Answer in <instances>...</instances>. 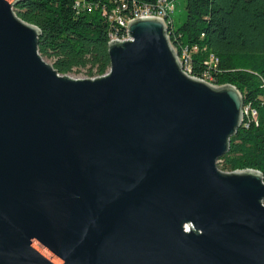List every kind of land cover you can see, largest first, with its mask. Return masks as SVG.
Returning a JSON list of instances; mask_svg holds the SVG:
<instances>
[{"label":"water","instance_id":"obj_1","mask_svg":"<svg viewBox=\"0 0 264 264\" xmlns=\"http://www.w3.org/2000/svg\"><path fill=\"white\" fill-rule=\"evenodd\" d=\"M0 0V264H264L260 171L217 161L243 97L182 70L165 22L61 75Z\"/></svg>","mask_w":264,"mask_h":264},{"label":"trees","instance_id":"obj_2","mask_svg":"<svg viewBox=\"0 0 264 264\" xmlns=\"http://www.w3.org/2000/svg\"><path fill=\"white\" fill-rule=\"evenodd\" d=\"M78 1L83 6L77 7ZM154 2L18 0L13 10L40 29L38 52L51 59L59 74L83 69L95 78L109 70L112 36H126L111 15L126 17L134 6ZM168 19L167 35L178 53L188 51L192 76L207 73L213 85L235 86L243 97V111H256L257 118L245 114L230 137L227 152L219 158L221 169H255L264 180V0H185L180 26L174 27L170 14Z\"/></svg>","mask_w":264,"mask_h":264},{"label":"built area","instance_id":"obj_3","mask_svg":"<svg viewBox=\"0 0 264 264\" xmlns=\"http://www.w3.org/2000/svg\"><path fill=\"white\" fill-rule=\"evenodd\" d=\"M80 6H83V5H80V2L78 1V6L77 7H80ZM90 7L88 6V9ZM132 15H140V16H155V17H159L161 18L165 23H166V14L164 13V11H162V0H155V2L153 4H148V5H141V6H134L131 10H130V13L129 15H127L126 17H122L118 14H113L111 15V18H113L117 24L121 27L124 28L125 30V34H127V30L125 28V25L127 24V20L132 17ZM113 38L119 40V41H123V37L122 38H118V37H115V36H112V40ZM175 48V47H174ZM183 53H184V57L186 58V69H185V72H187V74H191L192 75V72H191V67H190V57H189V53L187 50H182ZM213 60V58H211V61ZM196 78H201V79H204L205 81L207 82H210L208 80V76H207V73H205L202 77H197L195 76ZM248 115L250 114L251 117L255 120L257 118V114H256V111L251 109L250 108V111H243V108H242V122L241 124L243 123V119H244V115Z\"/></svg>","mask_w":264,"mask_h":264},{"label":"rangeland","instance_id":"obj_4","mask_svg":"<svg viewBox=\"0 0 264 264\" xmlns=\"http://www.w3.org/2000/svg\"><path fill=\"white\" fill-rule=\"evenodd\" d=\"M172 6H173L172 10H170V12H169L170 13V17H171V19L173 21L174 27H178L182 23V21L184 19V16H185V0H175V2H173ZM42 58L47 63L52 65L51 59H49L47 57H42ZM66 76L74 78V79L93 78V77L87 76V74L85 73V70H83V69L79 70V71H72V72L66 74ZM216 164H217V167L221 171H224V172L226 171V170L221 169L222 166H221V161L220 160H218ZM226 172H228V171H226Z\"/></svg>","mask_w":264,"mask_h":264},{"label":"bare ground","instance_id":"obj_5","mask_svg":"<svg viewBox=\"0 0 264 264\" xmlns=\"http://www.w3.org/2000/svg\"><path fill=\"white\" fill-rule=\"evenodd\" d=\"M173 2L174 1H171V2H167V1H165V0H162V11H164V13L166 14V28H167V26H168V21H169V19H168V16H169V12H170V10H172V5H173ZM77 5H78V3H76ZM138 17H140V15H132V17H130L128 20H127V22L129 21V20H131V19H133V18H138ZM126 39H128V36H127V34H126V36L123 38V41L124 40H126ZM112 40V39H111ZM110 40V41H111ZM177 51V50H176ZM178 58L180 59V61H181V63H182V70L185 72V69H186V58L184 57V53H183V51L182 52H179L178 53ZM187 73V72H186ZM188 75H190V76H192L191 74H188ZM193 77H195V76H193ZM198 79H200V80H204V79H201V78H198ZM205 81V80H204ZM208 83H210V82H208ZM211 84V83H210ZM244 106V105H243Z\"/></svg>","mask_w":264,"mask_h":264}]
</instances>
